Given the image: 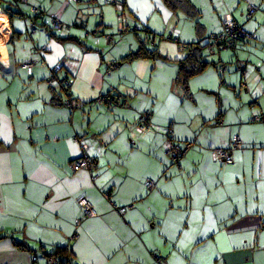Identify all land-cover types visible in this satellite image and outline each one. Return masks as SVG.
I'll return each instance as SVG.
<instances>
[{
  "label": "crops",
  "instance_id": "crops-1",
  "mask_svg": "<svg viewBox=\"0 0 264 264\" xmlns=\"http://www.w3.org/2000/svg\"><path fill=\"white\" fill-rule=\"evenodd\" d=\"M189 3L190 13L163 0H0V264H264V121L253 120L264 114V0ZM226 16L246 35L210 52ZM180 44L202 45L207 62L186 84ZM141 47L153 53L129 56ZM112 93L118 108L94 102ZM145 110L153 127L138 134ZM168 127L191 142L177 165ZM233 135L234 162H215ZM81 144L91 171L70 168ZM79 196L97 216L82 217Z\"/></svg>",
  "mask_w": 264,
  "mask_h": 264
},
{
  "label": "built area",
  "instance_id": "built-area-1",
  "mask_svg": "<svg viewBox=\"0 0 264 264\" xmlns=\"http://www.w3.org/2000/svg\"><path fill=\"white\" fill-rule=\"evenodd\" d=\"M12 3L17 4L20 0H10ZM72 1H79V0H72ZM256 9V6H250L248 8V15H251L253 11ZM31 14L37 16L41 14L40 7L32 6L30 8ZM50 26L53 30H59L63 27L62 22L55 16H53L50 20ZM37 25L34 22V20H30L27 23V32L28 34H32L36 31ZM245 31L242 29V27L231 17L226 16L222 22L221 30L218 33L212 34L210 38V44L208 45V50L212 52V48H218L220 50H234L237 47L238 42L244 38ZM110 40V39H109ZM45 46L40 48V50H44ZM179 50L182 52L187 53L188 52V46L180 44ZM65 62H62L60 64H56L53 66L51 74L49 75V78L47 80V83L50 85L53 81L57 79L56 74L61 69V66L64 65ZM109 68H112L114 66V62L108 63ZM24 69H26L28 74H31L32 72V64L31 63H24L22 65ZM219 71H222L223 68L219 67ZM62 86L65 90H68L70 87V79L66 74H64L62 79ZM95 103L102 105L105 104L111 109L118 108L122 105L121 99L117 94H105L102 96H99L94 101ZM64 104L67 106H73L71 102V98L68 97L66 100H64ZM151 115L152 112L150 110H145L137 119L135 122L133 129L136 133L142 134L146 133L149 130H152L153 124L151 122ZM253 120H259L264 121V114L256 115L253 117ZM172 134V128L168 127L166 129V135L168 139V146H167V154L170 158L171 162L174 164H178L180 159L186 154L187 150L191 146V142H184L183 144H179L172 140L171 138ZM77 141L79 139H76ZM81 141V139H80ZM82 146V154L74 159H72L69 163L70 168L73 171H79V170H87L91 171L94 167V161L92 158L87 156L85 153L86 146L84 144H81ZM242 146V140L239 136L233 135L230 140V144L228 147H216L211 150L212 156L215 162L219 164H232L234 162L233 158V152ZM94 178V177H92ZM144 184L147 189H151L154 186V182L150 178H146L144 181ZM103 197L107 198L108 193L103 192ZM77 203L80 206L82 217H95L98 215L96 209L94 208V205L92 202L86 198L85 196H79L77 198ZM114 208L119 214H123L125 210L130 206H117L113 204ZM82 218H78L75 221V226H79ZM75 237H78L77 235ZM33 263H36L37 257L36 255H32L31 257ZM47 264H60L54 257L50 256L47 258Z\"/></svg>",
  "mask_w": 264,
  "mask_h": 264
},
{
  "label": "trees",
  "instance_id": "trees-1",
  "mask_svg": "<svg viewBox=\"0 0 264 264\" xmlns=\"http://www.w3.org/2000/svg\"><path fill=\"white\" fill-rule=\"evenodd\" d=\"M164 3L170 9H185L187 13H190V3L189 0H163ZM8 13H13L10 9H6ZM203 46L200 44H196L195 46H188V52L185 53L184 57L179 61V74L180 80L186 84L188 78L192 75L198 74L203 70L206 66L207 62L203 60ZM147 53H153V51H148L147 48H140L137 52L131 53L129 56L132 57L133 55H146ZM51 255H48L50 257Z\"/></svg>",
  "mask_w": 264,
  "mask_h": 264
},
{
  "label": "water",
  "instance_id": "water-1",
  "mask_svg": "<svg viewBox=\"0 0 264 264\" xmlns=\"http://www.w3.org/2000/svg\"><path fill=\"white\" fill-rule=\"evenodd\" d=\"M151 45L153 44V43H150Z\"/></svg>",
  "mask_w": 264,
  "mask_h": 264
},
{
  "label": "rangeland",
  "instance_id": "rangeland-1",
  "mask_svg": "<svg viewBox=\"0 0 264 264\" xmlns=\"http://www.w3.org/2000/svg\"><path fill=\"white\" fill-rule=\"evenodd\" d=\"M163 39V38H162Z\"/></svg>",
  "mask_w": 264,
  "mask_h": 264
}]
</instances>
